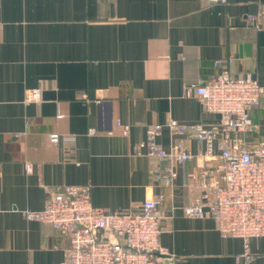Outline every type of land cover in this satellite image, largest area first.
<instances>
[{
  "label": "crops",
  "instance_id": "obj_1",
  "mask_svg": "<svg viewBox=\"0 0 264 264\" xmlns=\"http://www.w3.org/2000/svg\"><path fill=\"white\" fill-rule=\"evenodd\" d=\"M249 14H264V0H0V264L66 257L69 239L25 216L66 184L91 185L93 204L108 212L166 192L163 264H264V236L250 241L251 259L238 262L240 238L183 213L200 190L182 185L196 160L174 163L169 189L152 179L153 167L169 162L137 150L151 125H163L157 142L168 150L177 137L170 120H219L184 94L216 75L214 59L233 54V75L264 83V18L255 26ZM37 87L40 100L26 102ZM252 118L264 137V109ZM54 132L75 141L53 144ZM186 142L193 152L205 149L193 137Z\"/></svg>",
  "mask_w": 264,
  "mask_h": 264
},
{
  "label": "built area",
  "instance_id": "obj_2",
  "mask_svg": "<svg viewBox=\"0 0 264 264\" xmlns=\"http://www.w3.org/2000/svg\"><path fill=\"white\" fill-rule=\"evenodd\" d=\"M263 18L264 14L247 15L255 26ZM235 58L230 54L214 59L216 75L184 90L186 96H198L204 113L220 116L216 123L170 120L167 127L177 137L168 150L157 142L163 125H151L137 150L169 162L152 170L153 182L169 189L178 178L174 163L198 162L196 172L185 173L182 185L200 190L182 211L188 217L213 219L223 236L240 238L243 251L235 257L247 262L252 257L250 241L264 236V139L255 137L260 125L252 118L254 109H264V83L251 73L233 75L230 65ZM40 96V87L28 89L25 101L38 102ZM188 137L203 142L205 149L193 152ZM48 139L53 144L75 141L56 132ZM26 167L30 171L32 164ZM167 196L159 192L135 208L108 212L93 204L91 185L66 184L50 191L42 209L27 210L25 216L50 223L69 239L60 264H163L157 254H169L160 243L165 217L161 208Z\"/></svg>",
  "mask_w": 264,
  "mask_h": 264
},
{
  "label": "trees",
  "instance_id": "obj_3",
  "mask_svg": "<svg viewBox=\"0 0 264 264\" xmlns=\"http://www.w3.org/2000/svg\"><path fill=\"white\" fill-rule=\"evenodd\" d=\"M255 137H256L257 139H264V137H258V136H256V135H255Z\"/></svg>",
  "mask_w": 264,
  "mask_h": 264
}]
</instances>
